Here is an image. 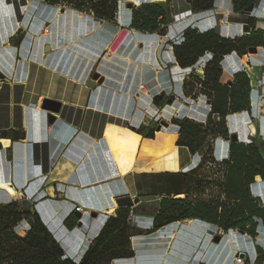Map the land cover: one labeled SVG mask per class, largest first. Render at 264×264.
<instances>
[{"label": "crops", "instance_id": "crops-1", "mask_svg": "<svg viewBox=\"0 0 264 264\" xmlns=\"http://www.w3.org/2000/svg\"><path fill=\"white\" fill-rule=\"evenodd\" d=\"M36 1L39 2L35 11L37 20L30 16V1L0 0V73L3 69L13 71L9 81L0 82V160L4 161L8 180L7 188L0 189V203H10L3 202L4 193L11 198L35 199L33 211L61 245L66 258L79 264L108 218L116 215L115 199L125 195L137 197L138 179L171 178L200 166L199 154L178 146L179 127L173 124V119L206 123L211 105L204 96L196 100L184 96L180 67L169 44L171 60L163 54L160 60L157 40L149 39L153 44L136 48L138 33L118 28V23L109 29L118 32L114 43L105 37L100 38L106 39L105 42L95 40L91 37L96 29L93 16L66 7L62 14V7L50 6L45 0ZM134 1L130 0L136 7L152 3V0ZM186 5L190 15L173 20L166 36H171L169 43L189 26L200 28L193 20L197 14H192ZM54 16L65 27L43 35L46 30L41 29L43 24ZM21 31L24 36L19 46H15L12 42ZM35 31L40 36H35ZM48 47L50 52H45ZM132 55L138 59L136 63L127 59ZM237 56L233 53L224 58L222 85L233 82L234 75L241 72L234 68L230 76L225 73L227 59L232 58L233 64H237ZM194 70L203 77L202 68L191 69V73ZM94 73H99L104 82H95L90 87L88 83ZM145 80L148 83L141 87L145 92H138L139 84ZM162 95L174 98V102L159 109L153 100ZM45 100L62 104L61 112L52 114L56 119L54 124L48 123L50 113L42 109ZM252 102H255L253 97ZM245 113L230 115L226 121L234 126ZM131 121L133 126H129ZM158 121L167 122L168 127L158 132L155 124ZM141 127L153 129L154 137L137 133ZM249 132L252 139L260 133L257 127L255 135L251 129ZM239 143L250 142L239 138ZM5 144H10L6 149V157L8 152L11 154L9 162L4 158ZM213 155L219 162L228 159L230 142L218 138ZM3 174L0 172V181ZM250 190L264 205V180L256 178ZM76 205L98 213V217L93 221L82 215V227H79ZM157 206L151 216L136 217L133 209V216L139 218L146 230L154 226ZM79 244L83 255L76 260L70 252ZM222 248L230 252L219 254ZM259 249L264 251V225L258 227L255 238L232 231L219 245L210 243L199 264H232L238 252L245 255L246 264H264Z\"/></svg>", "mask_w": 264, "mask_h": 264}, {"label": "trees", "instance_id": "trees-1", "mask_svg": "<svg viewBox=\"0 0 264 264\" xmlns=\"http://www.w3.org/2000/svg\"><path fill=\"white\" fill-rule=\"evenodd\" d=\"M184 1L192 14H199L213 10L217 0ZM230 1L233 14L239 15L247 24L246 35L227 38L215 30L204 31L192 25L169 43L173 58L182 69L203 70L202 78L195 72L191 73L182 91L187 98L196 100L204 96L211 102L207 122L173 119V124L179 127L178 146L188 148L194 155L199 154L202 159L200 166L186 174L161 177L176 180L180 189L162 194L168 197L161 198L152 229H137L131 219L133 209L118 208L116 215L105 222L79 264H112L130 260L135 257L132 247L135 236H148L186 220H201L225 234L238 231L253 238L257 236L258 227L264 225V205L259 198L252 196L250 190L256 178L264 180V154L257 140L252 139L248 144L231 142L230 156L221 162L216 161L213 155L215 141L229 137L226 119L230 115L249 113L253 94L246 72H237L231 85L220 83L222 62L233 53L242 58L251 47L264 48V31L257 28L255 17L258 0ZM45 3L68 7L107 24H117L120 11V0H45ZM171 4L172 0H166L164 3L134 6L129 21L122 28L153 40L162 39L167 36L173 22ZM173 102L174 98L165 95L156 96L153 100L159 109ZM136 132L147 138H153L155 134L153 129L145 127ZM181 195L184 197H179ZM258 251L263 260L264 251ZM0 264L77 263L66 258L61 245L33 211V205L14 201L0 203Z\"/></svg>", "mask_w": 264, "mask_h": 264}, {"label": "rangeland", "instance_id": "rangeland-1", "mask_svg": "<svg viewBox=\"0 0 264 264\" xmlns=\"http://www.w3.org/2000/svg\"><path fill=\"white\" fill-rule=\"evenodd\" d=\"M27 1L28 2L30 1L31 2L30 7L32 6V9L30 11V16L36 19L35 11L38 9L36 5H38L39 2L36 0H27ZM120 1H121L120 11H119L118 19L116 22L119 24L118 28H122L126 26V22L129 21L130 11H131V10L126 9V5L128 3H131L130 0H120ZM131 1H134V0H131ZM165 1L166 0H152V2H155V3H164ZM41 3L43 4L44 2H41ZM58 8H61V7H58ZM171 8L174 14L173 15L174 22L180 19H183V18H188L190 15L189 14L190 12L187 10L188 7L184 0H172ZM41 12L43 13L44 11H41ZM57 13L60 15V11L59 12L57 11ZM55 16L54 18L50 20H46L41 29L43 30L46 29L47 32L49 30H52L50 34L52 33L54 34L58 28L65 27L64 25L61 26L60 20L55 18ZM255 17L258 21L257 28L261 30L264 29V0H258L257 12L255 14ZM193 20L197 21L198 25L200 26L202 30H209L213 28V30H215L219 35L228 37V38L243 37L244 35H246L247 30H248L247 24L245 23V21L239 15L233 14L230 0H217L213 10L209 11L208 13L206 12H204L203 14L199 13L197 14L196 17L193 15ZM187 22H189V20L184 23H187ZM106 25H109V27L116 26V24L103 23L102 25L98 26L95 29V31H93V34L91 37L95 40H100L102 42H105L106 39L109 38V39H112V42L114 43L116 39L115 40L113 39L114 37L118 36V32L110 31L109 29L106 28ZM46 27L47 28L50 27V29H47ZM180 28L175 27L176 30H179ZM32 29H35V27H33ZM34 34L35 36H37L39 35V32L35 31ZM23 36L24 34L21 31L17 36L18 38L14 42H12V44L15 46H19ZM101 37H105L106 38L105 41L100 39ZM170 37H164L162 39H157V44L159 45L158 59L160 60L162 59V54L164 55L166 59L171 60V52H168V48H167L169 41L171 40ZM135 38H136V42H134V45L136 48L142 49L148 44L150 45L153 44V42L149 41V39H153V38L143 36L141 34L140 35L138 34L137 36H135ZM45 52H47V48H45ZM48 52H50V50H48ZM127 59L132 60L133 62L131 63H136L138 61V59H135L134 55L128 56ZM238 59L240 62L237 60L236 61L237 64H233V63L232 64L235 65V69H238V70H241L242 72L247 73L251 81V87L253 90L252 97L255 102H252L251 111L249 113L246 112L244 115H241L240 117L238 116L240 120L237 124L236 122H234V126H233L232 124H229V122L227 123L229 124V126H227L229 130V136L231 134L237 133L241 140L251 142L252 138L249 135L250 134L249 130L251 129L252 134L255 135L256 127L259 128L261 135L259 133L258 137L257 138L255 137L254 139H256L257 142L259 143V145L261 146L263 150V154H264V48H260L259 53L256 55L248 53L246 56L242 58L238 57ZM241 61H243L244 63ZM204 62H205V59L202 60L201 64L203 65ZM194 72L197 73V71L195 70ZM12 75H13L12 70L3 69L2 72L0 73V82H5V80L9 81ZM189 80L190 78H186L185 83ZM147 83H148L147 80H145L141 84H139L138 92H142V91L145 92V90H141V87L143 85L146 86ZM161 123H162L161 121H158L155 124L159 127ZM133 125H134V122L131 121L129 126H133ZM249 126H250V129H249ZM9 145L10 144H5L4 158L6 157V149L9 147ZM10 155L11 154L8 152L7 156L9 157ZM1 161L3 162V165H4V161L3 160ZM6 161L9 162L7 160V157L5 159V162ZM4 175L6 177L5 173ZM137 184L139 188V193L137 195V198L139 199V203L135 205L134 207H132V209H134L135 211L136 217L140 215L141 216L153 215L157 210V207H158L157 205L160 203L159 200L162 197V194L164 192L175 191V190L178 191L180 189L179 185H177L178 183L176 180L164 179V178L150 179V178L144 177V178L138 179ZM4 196L5 197L2 198L4 200L3 202L18 201L20 203L26 202L29 204V202L31 201V200L27 201L25 197L21 199L20 196L11 198L6 193H4ZM135 197L136 196L132 197V199H135ZM163 197H168V195H163ZM171 197L173 198L174 195H171ZM30 199H33V198H30ZM115 204L117 205L116 202ZM118 208L119 207L117 205V209ZM84 212H88V211L84 210ZM84 212H78V213H80L81 215H84L83 214ZM112 215H114V213H112ZM87 217L91 218V220L93 221L96 220V218L92 217L91 211ZM136 217L133 216L131 218L133 223L135 224V227L137 229L146 230L144 228L143 223H139V220H138L139 218L137 219ZM195 221L198 223H202L204 225L203 227H201L202 229L198 231L190 230V228H188L187 226L189 222H185V223H182L181 226H179L181 223H178V225L167 226V228H165L164 230L160 232V235L159 233H155V234H151L148 236H135L132 239V247L134 251H136L138 254V256L137 257L135 256V257L138 260H142L143 258H138L139 255L152 253L151 251L153 250L164 255L165 252L168 249H170L169 251L170 255L168 256L167 261H165L166 260L165 259L164 262H162V264H184L183 261L179 258L183 256V251L184 252L189 251L188 255L191 256L192 258L189 261L185 257H182V259L185 261H188L187 264H193V262L195 261H196V264H199L202 254L205 251H207L208 247L210 246V243H211V246L215 244L219 245V243L218 244L214 243V238L216 236H220L223 239L225 236H228L229 233L225 234L222 231H218L216 232V235L213 236L209 233V231L211 230V224L210 225L204 224L203 221L201 220H195ZM25 225L26 224L23 225V228H25ZM184 226H186L188 229ZM172 232L176 233L177 235L174 237ZM91 235L92 234H90V236ZM85 239L87 242L88 236ZM80 247L81 246L79 244L77 249L76 248L71 249V252H70L71 256L74 257V259L76 260L79 259L83 255V250ZM184 247H186L188 250H185L186 248ZM227 251L230 252V249L227 250V249L222 248V250L219 251V254L221 253L225 254ZM175 252H177L178 257L176 256ZM145 260H146V257H145ZM126 261H115L112 264H124L126 263ZM128 262H130L128 264H134L135 261L129 260ZM138 264H147V263H138ZM148 264H160V262L159 263L153 262V263H148ZM232 264H234V261L232 262ZM244 264H246V261H244Z\"/></svg>", "mask_w": 264, "mask_h": 264}, {"label": "water", "instance_id": "water-1", "mask_svg": "<svg viewBox=\"0 0 264 264\" xmlns=\"http://www.w3.org/2000/svg\"><path fill=\"white\" fill-rule=\"evenodd\" d=\"M133 7H134L133 3H128L126 5V9L127 10H132ZM66 10L67 9L65 7H62L60 9L62 14H64L66 12ZM94 20H95L94 21L95 22V28H97L98 26L101 25V22L99 20H97V19H94ZM106 28L110 29L109 25H106ZM48 50H50L49 47L47 48V51ZM259 50H260V48L251 47V48H249L248 53L256 55V54L259 53ZM95 82H98L99 84H102L104 82V79L101 77V75L99 73H94L93 74L92 79L88 83V86L94 87L95 86ZM227 84L231 85L232 81L228 82ZM208 105H211L210 101H208ZM61 108H62V104L57 102V101H53V100H45L44 101L42 109L45 110V111H48L50 113L48 115V123L49 124H54L56 119H55V117L52 114H59L61 112ZM162 126L168 127V123L163 121L161 123V125H159V127L157 128L158 132L161 131ZM225 141L230 142V143L231 142L237 143V142H239V136H238L237 133L231 134L228 138L225 139ZM7 160L11 161V157H7ZM115 202L117 203L119 208L120 207H131L132 208V207H134L135 205H137L139 203V199L137 197H135V199H132L131 196L125 195V196L118 197L117 199H115ZM76 216L80 220L79 227H82V221H81L82 215L81 214H76ZM92 217L93 218H97L98 217V213H96V212L92 213ZM173 225H178V223H174L171 226H173ZM165 228H167V227H165ZM165 228L159 230L157 233H159V235H160V232L162 230H164ZM216 232H218V228L216 226H214V225H211V230L209 231V233L211 235L215 236ZM221 239L222 238L220 236H216L214 238V243H217V244L220 243ZM134 252H135V256L137 257L138 256L137 252L136 251H134ZM241 256H244V255L242 254ZM136 257L130 259V261H133V260L135 261Z\"/></svg>", "mask_w": 264, "mask_h": 264}, {"label": "bare ground", "instance_id": "bare-ground-1", "mask_svg": "<svg viewBox=\"0 0 264 264\" xmlns=\"http://www.w3.org/2000/svg\"><path fill=\"white\" fill-rule=\"evenodd\" d=\"M81 15V14H80ZM77 16V15H76ZM66 17V16H65ZM82 17V16H81ZM85 17V16H84ZM76 18V17H75ZM78 18V17H77ZM83 18V17H82ZM81 18V19H82ZM84 21H85V19H84ZM83 21V22H84ZM78 22V21H77ZM75 23V22H74ZM48 34V32L45 30L44 31V34L43 35H47ZM45 37V36H44ZM240 62V61H239ZM241 62H243V61H241ZM230 63H233V59L232 58H228L227 59V61L225 62V64H224V66H225V73L227 74V75H231L233 72H234V68H235V65H232V64H230ZM235 63V62H234ZM244 63V62H243ZM232 65V66H231ZM0 172H2V173H5V168H4V165H3V162L0 160ZM7 186H8V180L6 179V177H5V175L3 174L2 175V180L0 181V189H6L7 188ZM12 196H14V195H12ZM179 197H184V196H179ZM113 210H111V212H112ZM104 221V220H103ZM56 224V223H55ZM179 226H181V225H179ZM187 226H188V228H190V230H194V231H198V230H200V229H202L201 227H203L204 225L202 224V223H198V222H196L195 221V219L194 220H190L189 221V223L187 224ZM184 227H186V226H184ZM182 228H183V226H182ZM187 228V227H186ZM187 228V229H188ZM59 229V228H58ZM187 229H186V231H187ZM182 231H184V230H182ZM173 233V235H174V237L177 235L176 233H174V232H172ZM185 233V232H184ZM181 234V233H180ZM186 235V234H185ZM187 237V236H186ZM189 237V236H188ZM165 238V237H164ZM184 248H186V247H184ZM177 249V248H176ZM185 250H188L187 248L185 249ZM170 249H168L166 252H165V254L163 255V254H161V253H159V252H157V251H151L152 253H149V254H143V255H139V257L138 258H143V261L145 260V257H146V261H152V262H157V263H159L160 262V264H162V262H164V260L165 261H167V259H168V256L170 255ZM174 251V250H173ZM176 251V250H175ZM178 251V250H177ZM141 252H143V251H141ZM176 253V256H177V252H175ZM188 253H189V251L188 252H184L183 251V256L182 257H185V258H187V260L189 261L192 257L191 256H189L188 255ZM145 255H147V256H145ZM180 255V254H179ZM178 257V256H177ZM182 257L181 258H179V259H181L182 261H183V263L185 264H187V262L188 261H185V260H183L182 259ZM194 260V259H193ZM128 263H130V262H127L126 261V263H124V264H128ZM139 263V261H138V259L136 258L135 259V262H134V264H138ZM141 263H147V262H141ZM173 263V262H172ZM193 264H196V261L195 262H193Z\"/></svg>", "mask_w": 264, "mask_h": 264}, {"label": "built area", "instance_id": "built-area-1", "mask_svg": "<svg viewBox=\"0 0 264 264\" xmlns=\"http://www.w3.org/2000/svg\"><path fill=\"white\" fill-rule=\"evenodd\" d=\"M180 67V66H179ZM180 69V84H181V90L183 89V86L185 84V80L186 78H189L190 74H191V69H182L181 67L179 68ZM144 87V86H142ZM24 198V197H23ZM25 199L27 201H30L29 203L31 205H33V207L36 205L37 201L35 199H30L29 197H25ZM85 211H88V212H84ZM91 210H88L84 207H82L81 205H76L75 207V212H84L83 214L87 216L89 215ZM92 212V211H91ZM204 224H207V225H210L206 222H204ZM243 253H240L238 252L236 255H235V258H234V264H244V261H246L245 259V255L244 256H241Z\"/></svg>", "mask_w": 264, "mask_h": 264}]
</instances>
